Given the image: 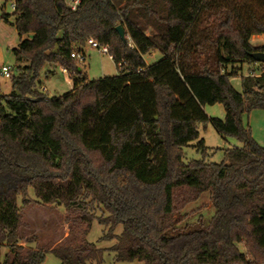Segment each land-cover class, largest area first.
I'll return each mask as SVG.
<instances>
[{"label": "trees", "instance_id": "obj_1", "mask_svg": "<svg viewBox=\"0 0 264 264\" xmlns=\"http://www.w3.org/2000/svg\"><path fill=\"white\" fill-rule=\"evenodd\" d=\"M5 2L19 41L11 93L0 96V264L101 256L93 244L24 249L21 208L34 203L106 227L98 242L115 241L106 251L117 263L264 264V146L242 122L264 111V63L239 77V93L230 82L233 67L264 53L250 43L264 42V0H80L74 11L66 0ZM88 39L107 47L117 76L82 74L71 54L83 55ZM152 51L161 59L146 65ZM45 64L67 71L70 91L46 98ZM206 105H221L224 120L208 118ZM208 121L240 145L218 165L205 162L197 131ZM191 142L201 159L185 162ZM203 195L209 223L168 236L174 215Z\"/></svg>", "mask_w": 264, "mask_h": 264}, {"label": "rangeland", "instance_id": "obj_2", "mask_svg": "<svg viewBox=\"0 0 264 264\" xmlns=\"http://www.w3.org/2000/svg\"><path fill=\"white\" fill-rule=\"evenodd\" d=\"M3 15L10 16L8 22L3 20ZM12 6L5 0H0V68L3 66L13 68L15 61L12 50L16 46L18 38L16 31L12 26L13 23ZM150 33V31H147ZM262 36L256 35L250 39L253 48H261L264 46ZM84 61L78 67L82 74L89 81L101 79V77L117 76V68L107 55L99 53L87 44L84 45ZM260 52V51H259ZM144 62L148 65L161 59L159 52L154 51L152 54L144 56ZM260 64V63H259ZM259 64L247 65L239 64L233 69H237L236 77L230 79L231 85L235 91L240 92V76L254 72L256 75L262 68ZM39 81L42 83L41 90L46 98L63 96L72 88L69 75L62 73V68L57 65L45 64L39 74ZM11 93V84L9 80L0 75V96H7ZM203 113L208 118H217L224 120L225 113L221 105H213L203 108ZM243 126L250 131L253 140L260 146H264V111H251L249 114L242 116ZM200 138L204 142L207 149L206 163L221 164L223 162L224 153L233 147L240 145L232 139H222L211 126L208 121L204 126H198ZM196 142L189 143L184 148V161L200 160L201 156L195 148ZM28 199L34 200L32 190L28 192ZM20 202V199H18ZM23 227L19 232L20 244L24 249H42L50 250L61 245H79L93 244L96 250L101 251V256L96 260H90L87 264H96L97 261L102 264H142L138 261L117 263L113 254L106 251L115 241L98 242L105 234L107 228L99 226L94 222L90 228L76 220L75 216H67L62 207L55 205L43 206L39 204H31L21 208ZM96 216L101 214L96 211ZM213 214L211 201L207 195L201 196L197 202L188 205L181 214L174 215V232L167 235L173 236L180 232H192L205 227ZM121 228H117L114 234L118 235ZM29 241L26 243V241ZM3 252H6L3 249ZM43 264H60L59 260L50 253L45 254Z\"/></svg>", "mask_w": 264, "mask_h": 264}, {"label": "built area", "instance_id": "obj_3", "mask_svg": "<svg viewBox=\"0 0 264 264\" xmlns=\"http://www.w3.org/2000/svg\"><path fill=\"white\" fill-rule=\"evenodd\" d=\"M79 2H80V0H66V4L71 11H74L77 8ZM12 8H13V6H12ZM86 44L89 47H91L92 49L97 50L99 53L107 55L108 58L111 60V57L108 54L107 47H105V46L99 47L98 44L95 41H93L92 39H88L86 41ZM128 45L130 46V42ZM71 58H74L79 64H81L84 61V54L82 55V54L72 53ZM62 73L65 75L68 74L67 71H65L64 69H62ZM0 75L9 79V77L11 76V71H10L9 67H6V66L1 67L0 68Z\"/></svg>", "mask_w": 264, "mask_h": 264}, {"label": "water", "instance_id": "obj_4", "mask_svg": "<svg viewBox=\"0 0 264 264\" xmlns=\"http://www.w3.org/2000/svg\"><path fill=\"white\" fill-rule=\"evenodd\" d=\"M115 30L116 32H118L119 37L123 40L125 36L124 29L120 25H117V27H115ZM249 56L252 60H254L256 64L264 63V53L262 52L256 51V53H252Z\"/></svg>", "mask_w": 264, "mask_h": 264}, {"label": "crops", "instance_id": "obj_5", "mask_svg": "<svg viewBox=\"0 0 264 264\" xmlns=\"http://www.w3.org/2000/svg\"><path fill=\"white\" fill-rule=\"evenodd\" d=\"M13 22H14V19H13ZM12 26H13V23H12ZM13 28H14V27H13ZM14 31H15V29H14ZM16 34H17V32H16ZM146 34L149 35L150 33L147 32ZM17 38H18V35H17ZM18 41H19V38H18ZM18 41H17V44H18ZM17 44H16V45H17ZM15 47H16V46H15ZM152 52H154V51H152ZM152 52H151L150 54H152ZM150 54H149V55H150ZM143 58H144V57H143ZM143 61H144V59H143ZM144 63H145V62H144ZM146 65H148V64L146 63ZM15 67H16L15 64H14L13 68H10V67H9V69H10V71H11V75L14 73V71H15Z\"/></svg>", "mask_w": 264, "mask_h": 264}]
</instances>
